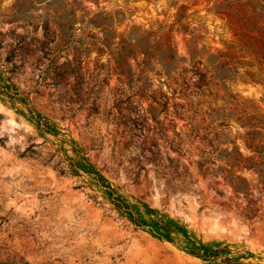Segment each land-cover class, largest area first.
Wrapping results in <instances>:
<instances>
[{
  "label": "rangeland",
  "instance_id": "374dc122",
  "mask_svg": "<svg viewBox=\"0 0 264 264\" xmlns=\"http://www.w3.org/2000/svg\"><path fill=\"white\" fill-rule=\"evenodd\" d=\"M263 4L255 22L225 0H0V264H264V182L242 167L235 191L218 155L253 154Z\"/></svg>",
  "mask_w": 264,
  "mask_h": 264
},
{
  "label": "trees",
  "instance_id": "16d2710c",
  "mask_svg": "<svg viewBox=\"0 0 264 264\" xmlns=\"http://www.w3.org/2000/svg\"><path fill=\"white\" fill-rule=\"evenodd\" d=\"M228 4V6H233L234 3H239L243 8L252 7L253 12L255 13L257 11V5L256 2H259L261 0H225ZM263 11H264V4H263ZM255 22H258L260 13H255ZM264 53V49L262 50ZM199 73L204 76L202 71H199ZM132 79H130L131 82ZM138 81L145 82V84L141 87L142 90L148 89L150 86L149 84H146L147 78H144L142 76H138ZM176 91V88H175ZM146 93V92H145ZM185 94L186 92H182ZM149 97L157 102V106L151 105L149 108V113L154 119L156 123H161L160 119L158 118L159 115L162 112L167 113L169 110V99L170 97L167 94H161V96H157L154 93L149 94ZM174 113L176 116L186 119L188 124L191 128V134L198 132L199 129H201L202 126L194 124V118L195 115L199 112L198 109H194L192 112L189 111V109H186L185 105H180L178 103L173 104ZM220 122H218V126L228 128L230 125L229 118L225 114H221ZM204 128V127H203ZM205 131H208V127L204 128ZM210 134L212 135L211 137ZM224 131H214V132H205L201 139L204 141H207L210 146H218L220 145H227L230 143V139L224 137L223 138ZM195 137L199 136V134H194ZM247 140L246 144L248 148L253 152L251 155L244 156L241 151L239 150V147L235 145L233 149L229 150L228 148H222L218 155L219 157L223 158L226 161V164L231 168L228 170V174L226 175V178H228L231 182V184L234 186L235 191H242L244 193H247V187L243 185L242 180L239 175H236L237 169H240L242 167L255 170L259 173L261 180L264 182V115L259 116L257 120L250 124V130L246 134ZM177 148L181 146V143L177 144ZM215 162L214 158H211L210 156L204 158V162L201 163L202 168H208L210 164H213ZM224 167L219 166L220 171H223ZM134 221L138 222L140 224V220L137 218H134ZM160 228L165 231V233L156 231L155 235L162 239V238H168L170 237V233L173 229H182L180 227H174L172 225H164L163 223L160 224ZM205 249L204 253H201L198 251V247H195L192 249V253L203 258L207 259H214L218 256H220L224 251H230L227 247H203ZM228 261H231L228 259ZM238 263V262H237Z\"/></svg>",
  "mask_w": 264,
  "mask_h": 264
},
{
  "label": "bare ground",
  "instance_id": "6f19581e",
  "mask_svg": "<svg viewBox=\"0 0 264 264\" xmlns=\"http://www.w3.org/2000/svg\"><path fill=\"white\" fill-rule=\"evenodd\" d=\"M215 221H216V220H215ZM216 222H217V221H216ZM216 222H214V224H215ZM218 223H219V222H218ZM214 224H213V225H214ZM216 225H217V224H216ZM216 225H215V227H216ZM131 258H132V257H131ZM131 258H130L129 262L131 261V263H133L132 259H134V258H132V259H131ZM134 261H135V260H134Z\"/></svg>",
  "mask_w": 264,
  "mask_h": 264
}]
</instances>
